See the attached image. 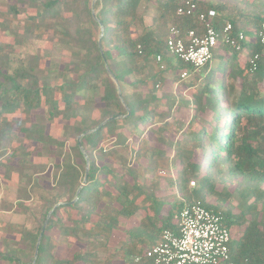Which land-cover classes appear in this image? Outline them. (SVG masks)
<instances>
[{
    "label": "trees",
    "instance_id": "1",
    "mask_svg": "<svg viewBox=\"0 0 264 264\" xmlns=\"http://www.w3.org/2000/svg\"><path fill=\"white\" fill-rule=\"evenodd\" d=\"M183 1L0 0V209L27 216L1 222L0 264L33 263L58 203L35 264H153L197 200L231 229L219 264H264V0H193L244 34L198 70L166 46L170 26L203 31ZM108 118L81 137V186L78 137Z\"/></svg>",
    "mask_w": 264,
    "mask_h": 264
},
{
    "label": "built area",
    "instance_id": "2",
    "mask_svg": "<svg viewBox=\"0 0 264 264\" xmlns=\"http://www.w3.org/2000/svg\"><path fill=\"white\" fill-rule=\"evenodd\" d=\"M178 15L192 16L203 25L202 33L188 29L184 34L180 28L170 26L166 46L169 52L180 61L190 65L194 70L203 67L212 57L222 41L240 48L239 41L244 39L243 32L232 38L231 23H226L217 29L214 23L216 13L212 9L198 11L193 0H184L177 8ZM257 36L264 42V22L261 23ZM257 55L249 58L250 70L256 68ZM160 60V57H157ZM164 65L161 64V68ZM181 78H186L188 72H181ZM193 186L194 182H190ZM231 229L224 223L220 212L205 207L201 201H193L184 205L179 212L177 227L174 230L165 229L156 242L147 248L144 255L153 264H219L228 262L230 258Z\"/></svg>",
    "mask_w": 264,
    "mask_h": 264
},
{
    "label": "rangeland",
    "instance_id": "3",
    "mask_svg": "<svg viewBox=\"0 0 264 264\" xmlns=\"http://www.w3.org/2000/svg\"><path fill=\"white\" fill-rule=\"evenodd\" d=\"M92 2L94 3L95 0H92ZM92 3V5H93ZM148 22H149V19H148ZM6 40V41H9V38H5L3 37V35L0 33V39H3ZM32 45L30 44H27L26 45V48H30ZM46 46H49L48 43H46L45 41H42L41 42V47H46ZM216 51L213 53V57H212V60H211V64L214 65V63L216 62ZM176 89V86L173 87V90ZM2 173H3V170H1L0 168V204L3 203V202H10L13 198V190L12 188L8 189L5 185H4V181H3V178H2ZM194 186V185H193ZM220 187V186H219ZM213 199H215L213 197ZM212 199V200H213ZM215 202V200H214ZM235 203V202H234ZM27 219V216L25 214H22V213H16L14 211H4V210H1L0 209V224H2L1 222L2 221H5V222H11V223H22V222H25ZM234 232H236L237 234L240 232V230L236 227H234Z\"/></svg>",
    "mask_w": 264,
    "mask_h": 264
},
{
    "label": "water",
    "instance_id": "4",
    "mask_svg": "<svg viewBox=\"0 0 264 264\" xmlns=\"http://www.w3.org/2000/svg\"><path fill=\"white\" fill-rule=\"evenodd\" d=\"M92 3H93V2H92ZM93 15H94V17L96 18L95 13H93ZM100 25H101V24H100ZM102 32H103V26L101 25V34H100L99 39H98V46H99V49H100L101 53H102V47H101V36H102ZM107 70H108V73H109L110 77H111V78L117 83V80H116L114 74L112 73V71H111L110 69H108V68H107ZM118 92H119V94H120V89H119V87H118ZM114 118H115V117H114ZM111 119H113V118H108V119L104 120L103 122H101V124L98 125L96 128H93V129L87 130L86 132H84L83 134H81V135L78 137V144H79V146L81 147V149H82V146H81V137L84 136V135H87V134H89V133H91V132H93V131H95L98 127L104 125L107 121H109V120H111ZM82 150H83V149H82ZM83 154H84V157H85V159H86V169H85V175H84V178H83V181H82L81 186L85 183V181H86V179H87L88 170H89V160H88L87 154L84 152V150H83ZM81 186L77 189V191H76V196H75V198L71 201V203H73V202L77 199ZM58 205H59V203L56 204V205H55V206H54V207L48 212V214H47V216H46V219H45V221H44V223H43L42 229H41V231H40V234H39L38 239H37V242H36V246H35V250H34V259H33V263H32V264H35V260H36L37 254H38V249H39L40 240H41V237H42L43 230H44V228H45V226H46V224H47V220L49 219V217H50V215H51L53 209H54L56 206H58Z\"/></svg>",
    "mask_w": 264,
    "mask_h": 264
}]
</instances>
